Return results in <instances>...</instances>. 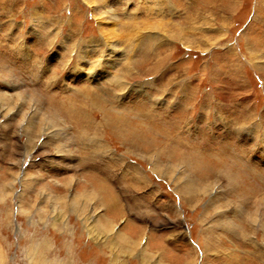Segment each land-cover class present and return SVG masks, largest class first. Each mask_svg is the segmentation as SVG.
Listing matches in <instances>:
<instances>
[{
  "label": "rangeland",
  "instance_id": "374dc122",
  "mask_svg": "<svg viewBox=\"0 0 264 264\" xmlns=\"http://www.w3.org/2000/svg\"><path fill=\"white\" fill-rule=\"evenodd\" d=\"M0 264H264V0H0Z\"/></svg>",
  "mask_w": 264,
  "mask_h": 264
},
{
  "label": "bare ground",
  "instance_id": "6f19581e",
  "mask_svg": "<svg viewBox=\"0 0 264 264\" xmlns=\"http://www.w3.org/2000/svg\"><path fill=\"white\" fill-rule=\"evenodd\" d=\"M153 27V26H152ZM158 29V28H157ZM90 52V51H89Z\"/></svg>",
  "mask_w": 264,
  "mask_h": 264
}]
</instances>
